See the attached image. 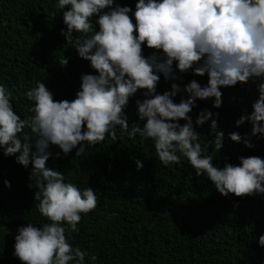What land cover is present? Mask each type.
<instances>
[{
	"label": "clouds",
	"instance_id": "1",
	"mask_svg": "<svg viewBox=\"0 0 264 264\" xmlns=\"http://www.w3.org/2000/svg\"><path fill=\"white\" fill-rule=\"evenodd\" d=\"M58 7L66 25L61 34L97 74L82 75L72 101H55L45 84L37 82L26 93L33 104L32 115L24 119L13 110L10 93L0 85V148L6 156L18 154L16 162L21 166L32 164L31 175L38 178L36 207L48 221L18 229L14 254L21 264H86V257L95 264L98 259L73 246L66 235L78 232L82 214L96 208L95 191L66 183L63 172L46 166L49 144L65 155L77 149L80 156L85 146H96L106 135L116 141L119 126L130 138L138 134L152 140L164 166H180L186 158L196 176H206L222 196L264 193V159L241 157L238 166H215L207 148L213 142L215 152L222 147L224 132L216 131L213 118L219 113L206 109L198 113L195 125L211 120L214 133V139L203 145L189 115L197 100L215 98L213 107L219 108L221 87L264 81V0H137L135 23L129 16L132 9L114 6V0H58ZM74 33L80 35L74 37ZM142 45L156 51L146 58ZM174 62L181 73L189 69L196 76L207 73V86L192 80L181 89L171 83V91L157 94L158 74L165 80L179 79ZM67 63L65 57L59 61L62 66ZM138 90H144L145 98L136 103L139 120L145 123L133 124L129 132L125 108ZM181 91L188 98L175 103L173 98ZM258 91L251 113L241 115L235 124L239 127L247 121L251 135L264 138V82ZM180 120L185 123L181 125ZM26 127L35 138L24 131ZM230 139L239 142L241 136L233 132ZM136 167L142 168L143 162L137 160ZM5 186L10 187L8 181ZM258 243L264 246V235Z\"/></svg>",
	"mask_w": 264,
	"mask_h": 264
},
{
	"label": "trees",
	"instance_id": "2",
	"mask_svg": "<svg viewBox=\"0 0 264 264\" xmlns=\"http://www.w3.org/2000/svg\"><path fill=\"white\" fill-rule=\"evenodd\" d=\"M136 3L114 0V6L132 9L129 16L133 23ZM62 29L66 31V25L58 0H0V85L10 93L13 110L21 119L32 115L29 109L33 102L26 93L37 82L45 84L55 101H72L80 90L82 75L97 74L89 61L79 57L75 45L67 44ZM79 35L74 33V37ZM142 48L146 58L156 51L146 45ZM64 57L68 63L62 66L59 61ZM173 70L179 77L175 81L158 74L157 94L171 91V83L181 89L192 80L207 86V73L196 76L192 69L181 73L175 62ZM261 82L221 87L219 108L213 107L215 98H209L197 100L189 113L202 145L213 140L214 133L211 120L195 125L198 113L205 109L219 113L213 118L217 120L216 131L224 132L222 147L215 152L213 142L207 148L215 166H238L241 157L264 159V138L252 136L247 121L239 127L235 124L241 115L251 113ZM143 91L130 97L125 108L129 132L133 124L142 127L145 123L139 120L136 103L145 98ZM187 98L181 91L173 99L179 103ZM24 131L31 134L27 127ZM115 131L116 141L106 135L96 146H85L80 156L77 149L65 155L58 146L49 144L51 155L46 166L63 172L66 183L81 190L90 187L97 196L96 208L82 214L79 231L66 233L73 246L96 255L95 264H264V246L258 243L264 235V193L222 196L206 176H196L186 158L180 166H164L152 140L138 134L130 138L119 126ZM233 132L241 136L239 142L230 139ZM16 155L6 156L0 148V264H21L14 254L19 228L48 222L36 207L38 178L31 175L32 164L21 166ZM137 160L143 162L142 168L137 169ZM86 264H92L87 257Z\"/></svg>",
	"mask_w": 264,
	"mask_h": 264
}]
</instances>
